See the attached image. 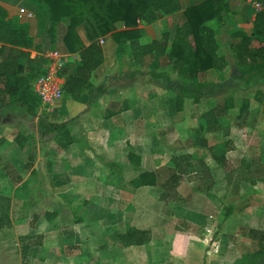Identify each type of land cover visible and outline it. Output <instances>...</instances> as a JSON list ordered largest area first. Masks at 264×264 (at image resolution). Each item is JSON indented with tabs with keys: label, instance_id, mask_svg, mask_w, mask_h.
<instances>
[{
	"label": "crops",
	"instance_id": "crops-1",
	"mask_svg": "<svg viewBox=\"0 0 264 264\" xmlns=\"http://www.w3.org/2000/svg\"><path fill=\"white\" fill-rule=\"evenodd\" d=\"M254 1L219 0L220 16L205 22L221 43L217 49L220 62L217 68L201 71L193 82L209 83L204 92L214 93L209 95L208 101L214 102L213 95L217 92H229L235 97L236 105L226 117L234 114L238 117L241 105L237 103V95L243 91L254 95L249 114L252 106L264 113V76L256 74L250 83L247 82L249 76H242L236 64L241 40L231 35L233 31H240L254 36L261 14L255 9ZM201 2L180 0L181 9L171 15V27L164 16L149 24H139V29L142 34L161 42L164 33H170L168 53L175 25L183 23L185 9ZM0 4L11 17L24 15L20 21L28 23L35 40L30 49L32 56L46 54L50 41L45 44L38 7L28 0H0ZM29 12L33 17L25 16ZM69 23V18H62L64 27ZM260 28L262 32L256 35L258 39L254 44L264 48V22L260 21ZM80 35L88 45L90 42L82 28ZM58 43L56 50L67 54L68 71L75 73L78 53L66 51L62 42ZM257 59L260 61L261 57ZM167 64L168 57L158 52L135 51L120 57L106 49L97 74L90 78L81 95L77 98L64 95L63 105L58 101L46 113L49 121L67 123L74 142L65 147L52 139L54 134H41L39 117L43 114L31 115L21 104L0 110V195L11 200L10 224L0 225V264H248L244 253L240 261L226 257L229 243L226 230L231 218L250 212L248 205L240 206L245 195L240 200L242 192L238 186L233 190L239 194L233 197L228 184L220 193L210 195L211 190L207 193L206 186L193 183L195 179L212 177L213 166L210 165L212 170L206 167L209 176L198 172L186 175L178 186L181 199L166 202L161 199V193L163 182L171 174L169 168L165 180H161L158 166L140 167L141 157L151 149L153 138L159 141L157 131H150L151 128L163 126L160 134L165 133V139L162 135L159 143L164 144L169 137L167 128L175 126L179 142L186 101L194 103L187 98L185 108L177 110V72L171 73L173 85L169 90L167 78H157L153 72L167 69ZM253 99L260 107L253 105ZM157 109L160 113L167 112L165 116H171V121L153 120ZM237 120L233 124L236 135L231 136L232 124L220 121L217 133L223 136L215 137L219 142L232 143L226 150L227 169L233 166L230 158L240 153V142H248L252 137L251 142L260 133L264 136L258 121ZM205 128L208 130L209 125L205 124ZM250 129L255 133L242 135ZM217 133L211 132L210 136ZM257 150L252 148V158L260 159ZM109 151L112 161H104L103 155ZM131 152L136 157L130 158ZM198 157L205 160L202 154ZM145 171L157 173V184L133 185L132 180ZM231 202H238L239 208L224 219L223 203ZM53 210L57 211L56 215L49 214ZM216 222H220L221 230L219 235H212ZM40 234L42 243L32 245L24 259L23 244L29 239L24 238ZM138 240L144 241L139 243Z\"/></svg>",
	"mask_w": 264,
	"mask_h": 264
},
{
	"label": "trees",
	"instance_id": "trees-1",
	"mask_svg": "<svg viewBox=\"0 0 264 264\" xmlns=\"http://www.w3.org/2000/svg\"><path fill=\"white\" fill-rule=\"evenodd\" d=\"M28 1L39 9L42 25L50 41V49H57L58 42L61 41L64 50L77 52L79 55L75 73L68 71V63H65L60 71V75L64 77V95L74 98L81 95L90 78L97 74L96 70L104 61L106 49L115 51L120 57L135 51L143 54L158 52L168 57V68L154 69V75L157 78H167L171 84L173 83L171 73L177 72L179 79L176 107L177 110H182L187 98L198 99L209 84L205 81L195 83L193 78L201 71L217 68L220 62L217 49L221 43L205 25L207 20L220 16L219 0H202L198 5L185 9L183 23L175 25L168 53L166 50L170 33L165 32L164 40L161 42L142 34L139 24H149L166 16L169 26H173L170 16L181 9L180 0ZM63 17L70 19L69 25L65 27L62 25ZM260 21L264 22V13L259 14L254 36H248L240 31L231 33L232 37H239L241 40V46L236 52V64L242 76L250 77L248 83L256 74L264 76V48L254 44V40L258 39L256 35L262 32ZM81 28L90 42L88 45L80 35ZM101 38L104 39L102 43ZM34 45L35 40L29 31L28 23L21 22L18 16L11 17L7 9L0 4V110L8 105L21 104L26 107L29 114L37 115L38 109L41 108V100L34 90L33 82L46 71L48 58L45 53L32 56L30 49H33ZM258 56L262 61H258ZM215 85L217 84H213ZM235 105L233 95L227 96L222 103H216L214 110L209 111L212 112L211 119L214 124L211 126L207 123L208 131L217 132L220 117L226 116ZM250 107L251 100L243 99L238 118L246 120ZM39 128L42 135L54 134L55 140L62 147L74 142L66 122H52L42 115L39 117ZM231 146L232 143L228 142L211 146V155L219 164L227 165L226 150ZM129 155L130 158L136 157L132 152ZM173 163L174 169L162 184L161 199L166 202L180 200L178 186L181 180L186 175L196 172L194 168L197 163L206 165L203 159L194 162L188 155L174 157ZM200 174L209 176V170L204 168ZM132 183L135 186H154L157 184V173L145 171L134 178ZM10 206V198L0 195L1 226L10 224L8 215ZM223 207L224 219L229 218L239 208L238 202L223 203ZM49 214L56 215L57 211L53 210ZM257 233L261 243H264V230L254 232L256 235ZM24 239H28V242L23 244L25 259L32 245L42 243V235ZM143 241L138 240L139 243Z\"/></svg>",
	"mask_w": 264,
	"mask_h": 264
},
{
	"label": "rangeland",
	"instance_id": "rangeland-1",
	"mask_svg": "<svg viewBox=\"0 0 264 264\" xmlns=\"http://www.w3.org/2000/svg\"><path fill=\"white\" fill-rule=\"evenodd\" d=\"M21 18L22 17H19V19ZM41 33L45 36V44L47 45V43H49V39L46 36L44 27L41 28ZM162 85H164L163 87H167V84L162 83ZM172 85L173 84L168 83L169 87L167 89L169 90ZM211 93L213 94L214 92H202L198 99L193 100L194 103H192L191 101H186L187 106L184 103L183 107L185 108L186 106L187 109H184L182 114V119L184 120V122L182 124V140H179V142H177V137H175V135L178 133V130L175 126H169V128H167L169 137L168 142L164 144L159 143V141L163 140L162 135L165 139V133H162V135L160 134V131H163V126H160L158 128L154 126L153 128H151L150 131H157L159 141L157 142L153 138L151 149L144 153L142 155L143 157H141L140 167L142 166V169H153L158 166V174L160 176V179L165 180L167 176L166 173L168 171L167 169L169 168V173H171L172 169H174L175 167L173 163L174 159H171L174 153H177L176 155H174V157L188 155L190 159L192 157V161L194 162L202 160V158L198 157L200 154H202V157H205L204 159L206 160V165L202 166L197 163L194 169L196 172H198V174H200V172L206 167H209V169H211L210 165H212V177H208V179L206 178L205 180H203L202 178L195 179L193 183H195L196 185L199 184V186L202 187L206 186L207 193L211 190L210 193H208L210 195L220 193L222 191L221 188L224 187L225 184H228V186H230L231 194L234 193L233 189L235 188V186H238L242 192L241 198L239 197L240 200L242 199V195H245V200L244 202H241L240 206L246 204L248 205L247 211L250 210V212L245 215H235L231 218L229 228L226 230V236L229 242L226 245V257H228L231 261H240L244 253L248 256V264H264V243H261L258 237V233L257 235L254 234L255 231H262L260 230L262 229L261 227H263L264 229V136L260 133V136L253 138L251 142L249 141L252 137L248 139V142H240V153L236 152L235 156H232V158H230L231 165H233L232 167H230L231 169H227L225 165L219 164L214 161V159L211 157L210 147L217 146L223 143L219 142L220 140L215 138L221 137L223 136V134L216 132L217 135L210 136L211 132L206 130L205 124L208 123L211 126L212 124H214L213 119H211L212 112L209 113V110H214V106L216 105V103H222L224 99L230 94L229 92H217L213 95L214 102H211L208 101L209 97H211L209 96L211 95ZM253 96V93H250L249 91H243L239 95H237V103L241 105L243 99L248 98L249 100H251L252 98H254ZM62 101L64 100H59L60 105H63L61 104ZM259 104L260 103L253 99V105L260 107ZM49 108L50 107H41L40 109H38V112L43 114L48 119L46 113ZM252 108V113H250L245 119L249 121H258L259 128L264 130V113L261 112L260 109L254 108V106H252ZM161 113L160 110H158L156 116L153 117V120H160L162 118V120L171 121V116L167 117V114L165 116V113L167 112L164 113L163 111ZM237 119L238 117L236 116V114L228 115L227 117H220V120L227 123V125L229 126L231 124L233 126L234 123L236 124L238 122ZM253 133H255V131L250 129L248 130V132H243L242 135L249 136ZM233 135H236L235 126L232 127L231 136ZM254 147L258 149L256 153L261 154L260 159L252 158L254 152H251V150ZM261 150H263V152H260ZM246 151H250V153L247 154ZM110 153L111 151L104 153V161H112V156L110 155ZM167 162L168 165H171L172 167H167L168 165H165ZM239 178H245L247 181L241 180ZM185 180L183 181L184 184L186 182ZM187 181L191 183L189 179ZM251 181L255 182V184ZM236 194L239 193L237 192ZM236 194L234 193V195L232 196H238ZM220 230L221 224L220 222H216L212 230V235H219L218 233ZM248 253H250L251 255ZM250 258L253 261L252 263L250 261ZM71 264L76 263L71 262Z\"/></svg>",
	"mask_w": 264,
	"mask_h": 264
},
{
	"label": "built area",
	"instance_id": "built-area-1",
	"mask_svg": "<svg viewBox=\"0 0 264 264\" xmlns=\"http://www.w3.org/2000/svg\"><path fill=\"white\" fill-rule=\"evenodd\" d=\"M254 6L258 12L264 13V0H255ZM33 15L32 12H29L25 16L31 18ZM19 16L23 17L24 15L20 14ZM100 41L102 43L104 39L101 38ZM46 56L48 58L46 71L33 82L34 90L40 97L42 108L52 107L64 97V77L60 75V71L65 64L67 54L56 49H49Z\"/></svg>",
	"mask_w": 264,
	"mask_h": 264
}]
</instances>
